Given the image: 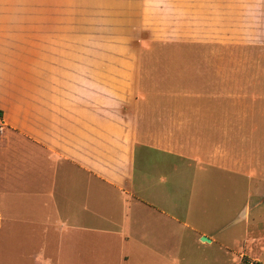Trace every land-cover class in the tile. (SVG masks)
I'll return each mask as SVG.
<instances>
[{
    "label": "crops",
    "instance_id": "obj_1",
    "mask_svg": "<svg viewBox=\"0 0 264 264\" xmlns=\"http://www.w3.org/2000/svg\"><path fill=\"white\" fill-rule=\"evenodd\" d=\"M81 2L0 0V264H175L179 229L210 245L196 226L223 232L264 204V0H205V106L132 121L42 82L43 37L81 35L65 11ZM248 229L233 264H263L264 219Z\"/></svg>",
    "mask_w": 264,
    "mask_h": 264
},
{
    "label": "rangeland",
    "instance_id": "obj_2",
    "mask_svg": "<svg viewBox=\"0 0 264 264\" xmlns=\"http://www.w3.org/2000/svg\"><path fill=\"white\" fill-rule=\"evenodd\" d=\"M24 6L18 4L17 9ZM31 6L42 11L41 4ZM65 11H80L76 27L82 32L43 37L42 74H49L43 83L65 95H99V107L105 106L107 95L117 120L125 116L132 121L145 107L205 106V0H82ZM64 23L68 27L69 21ZM70 24L74 28L73 20ZM232 118L238 141L248 133L238 132L241 125L244 131L245 117ZM228 149L239 151L238 144ZM255 189L243 178V201L251 192L253 205ZM262 219L264 204L251 212L249 220L223 232L205 222L196 226L216 237L210 245L198 242L199 232L195 236L179 229L175 264H233L231 251L239 245L229 243L232 233L246 239L249 221ZM251 262L243 258L240 264Z\"/></svg>",
    "mask_w": 264,
    "mask_h": 264
},
{
    "label": "water",
    "instance_id": "obj_3",
    "mask_svg": "<svg viewBox=\"0 0 264 264\" xmlns=\"http://www.w3.org/2000/svg\"><path fill=\"white\" fill-rule=\"evenodd\" d=\"M203 240L206 241V240H208V239H206V238L204 237Z\"/></svg>",
    "mask_w": 264,
    "mask_h": 264
},
{
    "label": "built area",
    "instance_id": "obj_4",
    "mask_svg": "<svg viewBox=\"0 0 264 264\" xmlns=\"http://www.w3.org/2000/svg\"><path fill=\"white\" fill-rule=\"evenodd\" d=\"M252 264H254V263H252Z\"/></svg>",
    "mask_w": 264,
    "mask_h": 264
}]
</instances>
